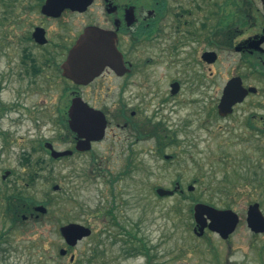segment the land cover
I'll use <instances>...</instances> for the list:
<instances>
[{"label": "flooded vegetation", "instance_id": "af4514ba", "mask_svg": "<svg viewBox=\"0 0 264 264\" xmlns=\"http://www.w3.org/2000/svg\"><path fill=\"white\" fill-rule=\"evenodd\" d=\"M0 5L2 19H18L25 26L19 37L20 67L31 85L37 86V78L49 70L41 86L46 90L55 83L62 86L57 111L66 131L65 150L73 153L55 160L91 154L93 166L103 168L106 156L97 155V147L122 144L128 154L121 175L131 176L143 164L139 150L144 157L150 141L158 156L177 160L179 154L165 155V150L181 146L182 133L193 132L197 141L199 131L213 132L216 119L226 135L225 151L233 147L237 152H224L227 168L232 163L235 175L226 177L227 192L232 194L236 185L264 184L262 0H0ZM81 40H85L81 56L88 55L87 50L101 56L93 65L99 73L78 83L65 75L63 66ZM38 49H45L47 57L38 60ZM229 87L243 88V98L221 114L219 104ZM161 88L182 103L173 131L156 121V109L152 116H144L145 102L160 96ZM196 93L200 99L191 96ZM75 103L83 115L97 116L96 136L106 126L102 138L91 140L90 150H77L87 138H80L70 126ZM193 104H202V111ZM87 133H94L93 128ZM190 186L191 193L195 188L191 191ZM175 188L171 197L187 196L180 181Z\"/></svg>", "mask_w": 264, "mask_h": 264}, {"label": "rangeland", "instance_id": "374dc122", "mask_svg": "<svg viewBox=\"0 0 264 264\" xmlns=\"http://www.w3.org/2000/svg\"><path fill=\"white\" fill-rule=\"evenodd\" d=\"M1 12L0 5V264H264V233L254 234L246 222L252 203H260L264 214V184L260 188L236 185L232 194L227 192L226 177L235 175L232 163L227 168L223 156L237 152L233 147L225 151L221 121L214 120L213 132L199 131L197 141L193 132L182 133V145L165 150V155L179 154L177 160L158 156L150 141L144 157L139 150L143 164L131 176L121 175L128 154L122 144L97 147L96 154L106 156L103 168L93 166L91 154L52 160L45 148L34 150L42 141L57 150L69 147L57 111L62 86L55 83L48 90L41 86L49 70L37 78V86L31 85L20 67L19 37L25 26L18 19H2ZM46 54L38 49L35 55L42 60ZM160 90V96L145 102L144 116H152L156 109V121L173 131L182 103L169 97L167 88ZM199 95L191 94L196 99ZM182 97L187 98L184 93ZM198 105L193 104L200 113L202 104ZM39 159L47 169L39 170ZM7 171L10 175L3 179ZM33 173H37L35 183L30 185ZM176 181L185 191L189 185L195 190L187 191L186 197L157 195V187L173 189ZM15 185L25 186L41 205L53 198L50 213L39 221L14 223L6 212L3 191ZM196 201L236 211L241 218L237 231L228 240L211 232L198 237L191 211ZM108 211H113L115 221ZM68 223L90 226L93 235L69 249L65 257L60 249L68 246L60 227ZM71 255H75L73 262Z\"/></svg>", "mask_w": 264, "mask_h": 264}, {"label": "water", "instance_id": "95a60500", "mask_svg": "<svg viewBox=\"0 0 264 264\" xmlns=\"http://www.w3.org/2000/svg\"><path fill=\"white\" fill-rule=\"evenodd\" d=\"M263 5H264V0ZM85 40H81L77 43L68 61L64 64L63 68L65 71V75L76 82H85L86 80H92L96 74L99 73L93 65L97 62V59L101 56L100 54H96L94 50H87L88 55H85L88 59H91L90 62L87 60H83L86 58L84 55L81 56L80 52L84 49ZM109 58L112 57L111 54L108 55ZM110 63V60H109ZM87 64V65H84ZM243 88H227L225 90L224 97L222 98L219 104V112L221 114H225L232 110V106L236 104L238 101L240 102L243 98L242 95ZM70 126L73 131L78 132V136L80 138L86 137L87 141H80L77 145V150L85 151L90 150L91 148V140L94 138H102L104 135L105 123L101 126V132L96 136L97 132L95 131V124L97 123V116L93 113L88 116L83 115L76 107V103L70 110ZM92 124V125H91ZM89 128H93L94 133H87ZM45 147L50 150L51 156L54 159H59L61 157L69 156L73 152L69 150L65 151H57L55 150L53 144L47 142ZM10 172H7L4 175L6 178ZM59 186L56 185L54 187L55 191L59 190ZM178 190H168L164 188H158L157 194L160 197L170 196L174 194V192ZM190 190H194L193 186H190ZM34 210L40 214H46L47 208L43 205L36 206ZM193 216L195 221L194 233L198 237H203L207 230L217 234L221 239L228 240L231 235H233L239 224L240 217L237 212L232 209H220L214 207L212 205L206 203H196L193 208ZM26 219V217H24ZM247 225L250 230L255 234L264 233V214L261 210L259 203L251 204L248 208ZM60 233L64 238L65 243L69 247H75L81 242L83 239L88 238L92 235V229L79 224V223H69L63 225L60 228ZM68 253V250L63 248L60 250V255L65 256ZM75 256L71 257V261H74Z\"/></svg>", "mask_w": 264, "mask_h": 264}, {"label": "trees", "instance_id": "16d2710c", "mask_svg": "<svg viewBox=\"0 0 264 264\" xmlns=\"http://www.w3.org/2000/svg\"><path fill=\"white\" fill-rule=\"evenodd\" d=\"M33 149L43 150L44 149L43 141L40 143V147L38 148L34 147ZM29 156L30 155H28V158H26L28 162L31 161ZM36 164L37 166H39V170H45L48 167L43 159H39ZM34 174L37 173H33L30 175V180H29L30 185H34L35 183ZM3 199L6 203V212L9 216H11V219L14 223L17 222L25 223L26 221L22 219L23 215H26L27 217H30V215L32 214L38 215V213L34 212V206L38 205L39 202L36 201L35 197L27 193L25 186L18 187L17 185H15L13 189H6L5 191H3ZM196 202H200V201H196ZM42 203L48 209L53 205L54 200L53 198L49 197L47 200H45ZM191 211L193 210L191 209ZM107 214L112 215L115 221L116 216L114 215L113 211H108ZM38 216H39L38 219H35L36 221H39V218H41L42 215H38ZM147 251H148L147 248H145V252Z\"/></svg>", "mask_w": 264, "mask_h": 264}]
</instances>
